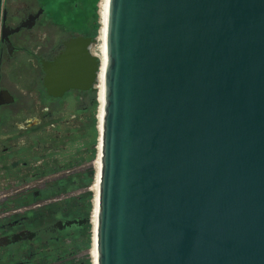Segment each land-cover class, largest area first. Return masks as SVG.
I'll return each mask as SVG.
<instances>
[{
  "label": "water",
  "instance_id": "1",
  "mask_svg": "<svg viewBox=\"0 0 264 264\" xmlns=\"http://www.w3.org/2000/svg\"><path fill=\"white\" fill-rule=\"evenodd\" d=\"M89 43L50 94L98 96ZM102 98L96 264H264V0H108Z\"/></svg>",
  "mask_w": 264,
  "mask_h": 264
},
{
  "label": "flooded vegetation",
  "instance_id": "2",
  "mask_svg": "<svg viewBox=\"0 0 264 264\" xmlns=\"http://www.w3.org/2000/svg\"><path fill=\"white\" fill-rule=\"evenodd\" d=\"M98 2L0 0V264L89 261L85 237H79L81 245H71L79 239L72 240L73 227L89 224L88 219H56L52 208L85 190L53 195L54 182L71 171L55 172V150L46 136H58L66 118L86 114L95 92L50 94L44 67L72 40L89 39L91 51L97 42L94 26L100 25ZM67 221L82 223L56 226Z\"/></svg>",
  "mask_w": 264,
  "mask_h": 264
},
{
  "label": "trees",
  "instance_id": "3",
  "mask_svg": "<svg viewBox=\"0 0 264 264\" xmlns=\"http://www.w3.org/2000/svg\"><path fill=\"white\" fill-rule=\"evenodd\" d=\"M100 25L96 24L92 32L93 37H98ZM97 105V103H96ZM96 106L92 113L74 114V118H66L64 126L58 129V136L47 137L51 139L54 148L55 172L70 170L71 174L63 177L53 184L55 192L53 195H59L72 190L83 189L85 192L78 197H71L61 203L53 205V211L56 212V219H88L90 220L93 210L92 197L87 188L91 186L94 169L93 162L97 158V145L99 139L98 123L96 119ZM88 112V111H87ZM84 167L83 171H76ZM74 228V239L85 237L86 248H90V223L87 225L77 226ZM92 242V241H91ZM78 243H71L76 246ZM68 247V246H67ZM57 248L60 250L59 244ZM62 252H65L63 248ZM87 264H90L89 261Z\"/></svg>",
  "mask_w": 264,
  "mask_h": 264
},
{
  "label": "bare ground",
  "instance_id": "4",
  "mask_svg": "<svg viewBox=\"0 0 264 264\" xmlns=\"http://www.w3.org/2000/svg\"><path fill=\"white\" fill-rule=\"evenodd\" d=\"M108 0H102L100 3V33H99V46L97 49L96 57H98L99 64V74L97 77V92L99 99V109L97 115V129L99 133L98 146H97V159L95 161V180L92 190L94 191L93 199V212L91 217L92 222V250L91 258L92 264H96V219H97V194H98V181H99V170H100V132H101V118H102V102H103V77H104V68H105V22H106V12H107ZM96 52V51H95ZM97 96V97H98Z\"/></svg>",
  "mask_w": 264,
  "mask_h": 264
},
{
  "label": "rangeland",
  "instance_id": "5",
  "mask_svg": "<svg viewBox=\"0 0 264 264\" xmlns=\"http://www.w3.org/2000/svg\"><path fill=\"white\" fill-rule=\"evenodd\" d=\"M101 1L102 0H99V2H98V17H99V21H100V3H101ZM51 4V3H50ZM56 4H57V2H54L53 4H51L52 5V7H54V6H56ZM100 28H101V26H100ZM99 36L97 37V42L95 43V45L92 47V49H91V53H93V54H97V49H98V46H99ZM96 51V52H95ZM92 97V96H91ZM97 95H96V93L94 94V102H91V105H89V107L87 108V109H89L88 110V112H86V114H88L89 115V113H92L93 111H94V108H95V106H96V114H97V108H98V105H99V101L97 102ZM98 99H99V96H98ZM96 103H97V105H96ZM99 113V112H98ZM98 146V145H97ZM97 159V158H96ZM96 159H95V161H96ZM95 161L93 162V169H94V177H93V181H92V184H91V186L90 187H88L87 188V192H90V194H91V197H92V203H93V199H94V191L92 190V188H93V185H94V180H95V173H96V170H95ZM83 192V191H82ZM81 195V194H80ZM92 212H93V210H92ZM91 217H92V215H91ZM91 219V218H90ZM90 227H91V230H90V234H91V240H90V248L88 249V257H89V263L90 264H92V258H91V250H92V231H93V229H92V222L90 223ZM84 237V236H83ZM83 238H79V239H77L76 240V243H79V241H80V245L82 244V242H83Z\"/></svg>",
  "mask_w": 264,
  "mask_h": 264
}]
</instances>
